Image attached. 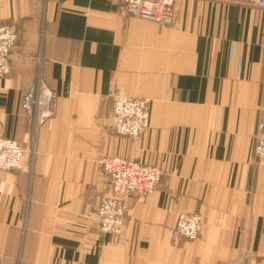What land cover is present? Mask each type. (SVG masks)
<instances>
[{"label":"crops","instance_id":"obj_1","mask_svg":"<svg viewBox=\"0 0 264 264\" xmlns=\"http://www.w3.org/2000/svg\"><path fill=\"white\" fill-rule=\"evenodd\" d=\"M177 22L132 16L119 0H0L18 38L0 78V134L26 149L0 170V264H264V6L178 0ZM44 81L55 113L23 106ZM150 100V126L115 131L114 95ZM163 167L155 194L126 197V239L99 229L102 155ZM184 211L196 239L173 237Z\"/></svg>","mask_w":264,"mask_h":264},{"label":"built area","instance_id":"obj_2","mask_svg":"<svg viewBox=\"0 0 264 264\" xmlns=\"http://www.w3.org/2000/svg\"><path fill=\"white\" fill-rule=\"evenodd\" d=\"M123 11L129 15L156 21L165 25L177 22L178 0H119ZM264 6V0H255ZM18 38L14 23H0V78L12 70V51ZM58 96L42 81L36 91H31L23 102L27 113L36 125L43 124L56 110ZM116 133L129 137L138 136L150 126V100L147 97L116 93L114 95ZM254 152L264 161V121L258 124ZM26 149L19 140L0 134V170H15L23 165ZM100 167L109 177L108 189L100 196L97 207L99 229L118 234L126 239V197L130 193L150 196L157 191L164 174L162 166L123 155H102ZM204 228L203 215L198 211H184L178 216L173 237L198 238ZM223 264H259L243 259Z\"/></svg>","mask_w":264,"mask_h":264},{"label":"rangeland","instance_id":"obj_3","mask_svg":"<svg viewBox=\"0 0 264 264\" xmlns=\"http://www.w3.org/2000/svg\"><path fill=\"white\" fill-rule=\"evenodd\" d=\"M150 109H151V105H150ZM245 259H248V258H245ZM248 260H252V259H248ZM253 261H255V262L261 264L259 261H256V260H253ZM232 263H234V262H232Z\"/></svg>","mask_w":264,"mask_h":264}]
</instances>
